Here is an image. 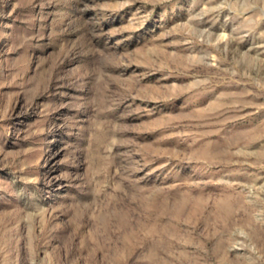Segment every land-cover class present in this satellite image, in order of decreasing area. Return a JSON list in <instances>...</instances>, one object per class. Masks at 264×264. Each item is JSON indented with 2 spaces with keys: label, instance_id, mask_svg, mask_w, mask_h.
<instances>
[{
  "label": "rangeland",
  "instance_id": "1",
  "mask_svg": "<svg viewBox=\"0 0 264 264\" xmlns=\"http://www.w3.org/2000/svg\"><path fill=\"white\" fill-rule=\"evenodd\" d=\"M0 264H264V0H0Z\"/></svg>",
  "mask_w": 264,
  "mask_h": 264
}]
</instances>
